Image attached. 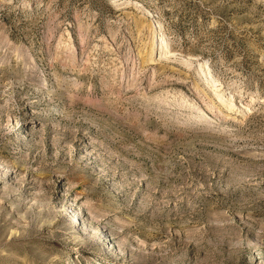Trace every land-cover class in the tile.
<instances>
[{
	"label": "rangeland",
	"instance_id": "1",
	"mask_svg": "<svg viewBox=\"0 0 264 264\" xmlns=\"http://www.w3.org/2000/svg\"><path fill=\"white\" fill-rule=\"evenodd\" d=\"M0 264H264V0H0Z\"/></svg>",
	"mask_w": 264,
	"mask_h": 264
},
{
	"label": "bare ground",
	"instance_id": "2",
	"mask_svg": "<svg viewBox=\"0 0 264 264\" xmlns=\"http://www.w3.org/2000/svg\"><path fill=\"white\" fill-rule=\"evenodd\" d=\"M160 45H161V46H160V47H161V49H164V48L166 47V44H165L163 41L161 42V44H160Z\"/></svg>",
	"mask_w": 264,
	"mask_h": 264
}]
</instances>
